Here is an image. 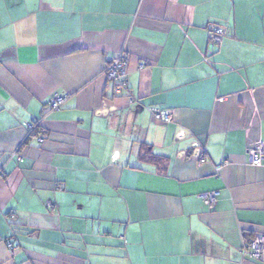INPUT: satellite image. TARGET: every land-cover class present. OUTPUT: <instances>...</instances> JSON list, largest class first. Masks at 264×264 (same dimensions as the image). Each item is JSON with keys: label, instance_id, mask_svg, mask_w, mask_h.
<instances>
[{"label": "crops", "instance_id": "1", "mask_svg": "<svg viewBox=\"0 0 264 264\" xmlns=\"http://www.w3.org/2000/svg\"><path fill=\"white\" fill-rule=\"evenodd\" d=\"M258 141L264 0H0V264H262L241 258L264 233Z\"/></svg>", "mask_w": 264, "mask_h": 264}, {"label": "built area", "instance_id": "2", "mask_svg": "<svg viewBox=\"0 0 264 264\" xmlns=\"http://www.w3.org/2000/svg\"><path fill=\"white\" fill-rule=\"evenodd\" d=\"M224 30L221 28H215L211 33V42L215 46H220L224 38ZM127 65L128 58L123 54H119L116 59L106 68L105 74L108 80L113 84L114 94L117 96H125V93L128 91L127 83ZM146 67V63L140 65V69ZM129 93H127V96ZM69 97L63 95L54 96L48 107L49 112H58L64 105L67 103ZM131 103H134V99L129 97ZM151 115L155 120L164 123L172 122V111L169 110H158L150 109ZM42 121H34L25 123L24 126L28 130V138L37 137L41 141V137L36 135L37 131L43 132ZM205 147L198 141L194 142L191 147L190 156L196 159L199 164L206 162L204 158ZM185 156V154H183ZM15 157L19 162H23V156L20 149L15 153ZM248 159L250 165L254 167H263L264 166V141H258L254 147L248 150ZM2 177V170L0 169V178ZM218 193H209L203 196L206 203L213 207L217 202ZM11 219H14V216H11ZM10 245V243H9ZM241 258L243 263L247 260L258 262L264 264V233H256L255 235L247 238L242 247Z\"/></svg>", "mask_w": 264, "mask_h": 264}, {"label": "trees", "instance_id": "3", "mask_svg": "<svg viewBox=\"0 0 264 264\" xmlns=\"http://www.w3.org/2000/svg\"><path fill=\"white\" fill-rule=\"evenodd\" d=\"M210 43L212 44V45H214L212 42H211V40H210ZM41 134H43L42 132H40V131H37V133H36V135H41Z\"/></svg>", "mask_w": 264, "mask_h": 264}]
</instances>
